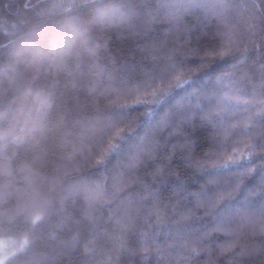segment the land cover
Masks as SVG:
<instances>
[{
  "label": "trees",
  "instance_id": "1",
  "mask_svg": "<svg viewBox=\"0 0 264 264\" xmlns=\"http://www.w3.org/2000/svg\"><path fill=\"white\" fill-rule=\"evenodd\" d=\"M211 2L202 0L176 27L165 8L145 26V5L156 8L160 0H0V223L10 224L0 229V264H43L64 242H72L64 259L75 264H185L186 257L188 264H262L260 225L242 218L258 219L264 202L258 191L264 175V40L258 18L234 9L219 19L205 12ZM69 4L72 10L65 12ZM98 13L111 25L94 23ZM121 15L125 22L117 23ZM249 24L257 38L248 45L247 61L240 63L245 43L220 55L229 38L219 33L230 31L235 39L248 33ZM153 42L166 44L155 59L148 48ZM245 69L249 79L237 94L233 82ZM182 81L187 83L177 87ZM163 90L156 103L151 94ZM209 104L215 106V133L200 119L199 107ZM192 112L190 123L179 121ZM174 114L161 130V121ZM178 122L184 134L169 135ZM121 129L128 134L123 141L116 138ZM186 139L211 175H193L196 169L184 160ZM162 158L164 174L154 179ZM225 161L230 167H221ZM177 177L186 181V192L175 193ZM237 183L226 198L234 235L212 231L218 220L200 203ZM147 186L168 205L160 219L150 214L151 197L144 199ZM54 188L55 211L44 204ZM34 191L43 198H34ZM22 205L28 213L18 215ZM189 208L195 218L180 235L172 222ZM127 211L138 219L124 232ZM205 232L211 234L202 246L193 243ZM192 247L196 253L189 255Z\"/></svg>",
  "mask_w": 264,
  "mask_h": 264
},
{
  "label": "snow or ice",
  "instance_id": "2",
  "mask_svg": "<svg viewBox=\"0 0 264 264\" xmlns=\"http://www.w3.org/2000/svg\"><path fill=\"white\" fill-rule=\"evenodd\" d=\"M202 4V0H160V3L156 6V8L151 7L150 5H145V13H144V18H145V26L149 24L153 19V13L155 11H158L160 8H165L168 10L169 13V19L170 21L176 26L179 27L183 23V18L184 15L190 11L193 10L195 7H200ZM73 5L69 4L64 11L65 12H70L72 10ZM134 8L136 7L135 5L133 6ZM234 9H239L240 14H247V19L249 20H255L259 19L260 21V32H261V37L260 39L264 40V0H260L259 3L256 2V0H249L247 3L243 4H233L229 2V0H212L211 5L205 9L206 14L208 12H211V14L216 15L219 19H223L226 14L232 12ZM125 17L123 15L120 16L119 20H117V23H124L125 22ZM94 23L98 24H107L111 25L112 21L110 18H106L103 13H98L97 16L94 19ZM130 34H135L136 33V28L130 27L129 29ZM222 37L227 36L229 38V42L226 46L222 45V51L219 53L220 55H224L225 52L231 51L234 47H236L237 44L239 43H245V48L243 51L240 52V55L242 57V60L240 61L241 64L245 63L247 61V55H248V45L253 43L255 39L257 38V33H256V26L255 24H249V31L248 33L241 34L240 36L235 37L233 39V33L230 31L219 33ZM103 46L105 50L108 48V40L105 39L103 42ZM148 48L151 49V52L149 53L152 55V59H155L154 53H156L158 50H162L166 48V44L161 42L157 44L156 42H153ZM148 49L145 47H141V51H147ZM174 51V50H173ZM209 55H215L217 54L215 51L208 53ZM261 57L264 58V53H261ZM64 67V64L62 61L57 62V68L61 69ZM260 70H261V81H260V90L262 96H264V62L260 63L259 65ZM97 75L102 76L103 75V68L98 67L97 68ZM225 77L218 78L217 83H220L221 79H224ZM248 75H247V69L241 72L240 78L235 80L233 83L236 85V88L234 89V92L239 94L244 86V83L248 80ZM180 83H187L186 81L178 82L177 87L180 86ZM167 90H163L159 93V95L156 92H153L151 95L153 96L154 100L156 103H159L160 99H163L165 93ZM189 96L193 95L192 93L188 94ZM211 99V94L209 95V100ZM260 106L262 109H264V99H261L259 101ZM214 107L211 104H209V107L207 109H204L202 107H199V111L203 112L204 114L200 117L202 124L205 126H210L213 129V132L215 133L216 130V117L214 115ZM196 113L192 112L189 114H180L179 116V121L183 123H190L192 119L195 118ZM264 118V116H262ZM170 119H176V115H169L167 118L163 119L161 121V125L158 126L163 130L164 128L169 127L168 121ZM130 134V130H129ZM184 134L182 127L180 126V123L178 122L175 126H172V132L169 135H182ZM128 134L124 133V131L121 129L118 132L117 139L123 141ZM191 140H185V144L183 147L187 149V153L184 156L185 163L196 169V171L193 173L194 176H199L201 174H208L211 175V173H208L206 169H204L203 164L199 160H195L193 157L192 149H191ZM110 149L113 150H118V145L116 144H110L109 145ZM249 157H252V153H248ZM170 159V157H169ZM223 168H228L230 167V164L228 161H225L223 165L221 166ZM165 167L163 165V158L161 165L156 167L154 172L151 173L154 179L162 176L164 174ZM246 171H252L251 169L246 170ZM245 173H241L240 175H244ZM212 183H215L214 180L210 181ZM143 183V181H141ZM174 191L176 194L186 192L187 190V183L185 180H181L179 177H177V182L173 185ZM240 184L237 183L234 188H225V190L217 195L215 198H210L207 201H203V203H200V206L202 207L204 203H206L209 208L211 209L210 212L206 214H211L214 216L217 220L218 223L214 226L212 231H226L229 236H233L234 233L231 231V221H232V215L230 212V209L226 206V198H232L234 192H236L237 189H239ZM58 189H53L51 192V200L44 199V204L46 207H49L53 211L56 210V192ZM203 191V189H202ZM259 193L264 196V175L261 176L260 179V185L258 188ZM194 199L197 202H202L203 198L201 196V193H195ZM250 196L256 195V192H250ZM44 194L34 191L33 192V197L42 199ZM151 197L152 199V207L150 209V214H155L158 219H160L163 215L164 212L167 211L168 205L164 204L161 205L159 201V197L156 194L155 190L151 188L150 186L145 187V200ZM28 205H22L18 209V215H25L28 213ZM195 218V212L189 208L185 212L181 213L179 215V218L174 220L172 222L173 224V231L180 235H184V229L188 226V223L191 222ZM40 217H36L31 220V225L33 227V230L35 228V225L37 223V220H39ZM138 219V216H135L132 214L131 211H127L124 214L123 222H122V230L124 232L130 231L136 221ZM247 223L255 225L259 224L260 225V235L264 237V202H262V210L260 213L259 218H254V217H243ZM10 228V224L7 222L0 223V229L2 230H7ZM6 234V231H5ZM211 232H205L202 233L200 237H197V239L193 242L197 246H202L203 241L206 237L210 236ZM35 239L37 241L40 240V236L38 234L35 235ZM75 240V236L73 237V241ZM72 247V242H64L62 243L58 248L53 247L50 251L49 256L47 257L46 260L43 261V264H75V262L71 260H65L64 256L65 253L68 252V250ZM188 246L185 245V248ZM196 247H192L190 249L189 255L196 253ZM261 255H264V246H262L259 249ZM17 264H23L22 261H18ZM87 264V262H86ZM158 264H167L166 261H159ZM185 264H188V258H185ZM262 264H264V261H262Z\"/></svg>",
  "mask_w": 264,
  "mask_h": 264
},
{
  "label": "rangeland",
  "instance_id": "3",
  "mask_svg": "<svg viewBox=\"0 0 264 264\" xmlns=\"http://www.w3.org/2000/svg\"><path fill=\"white\" fill-rule=\"evenodd\" d=\"M0 262H1V260H0Z\"/></svg>",
  "mask_w": 264,
  "mask_h": 264
}]
</instances>
